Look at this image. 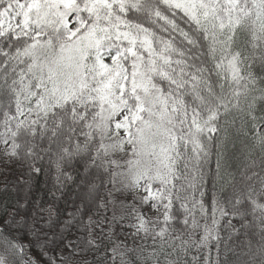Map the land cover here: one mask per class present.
I'll list each match as a JSON object with an SVG mask.
<instances>
[{
  "label": "snow or ice",
  "instance_id": "snow-or-ice-1",
  "mask_svg": "<svg viewBox=\"0 0 264 264\" xmlns=\"http://www.w3.org/2000/svg\"><path fill=\"white\" fill-rule=\"evenodd\" d=\"M0 264H264V0H0Z\"/></svg>",
  "mask_w": 264,
  "mask_h": 264
},
{
  "label": "trees",
  "instance_id": "trees-1",
  "mask_svg": "<svg viewBox=\"0 0 264 264\" xmlns=\"http://www.w3.org/2000/svg\"><path fill=\"white\" fill-rule=\"evenodd\" d=\"M52 183V177L41 176L37 184L34 186V193L37 196L43 195L46 199H50V197L47 195V192L48 189L52 187Z\"/></svg>",
  "mask_w": 264,
  "mask_h": 264
}]
</instances>
